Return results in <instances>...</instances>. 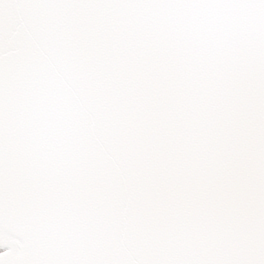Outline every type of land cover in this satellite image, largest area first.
I'll list each match as a JSON object with an SVG mask.
<instances>
[{
	"label": "snow or ice",
	"instance_id": "obj_1",
	"mask_svg": "<svg viewBox=\"0 0 264 264\" xmlns=\"http://www.w3.org/2000/svg\"><path fill=\"white\" fill-rule=\"evenodd\" d=\"M0 264H264V0H0Z\"/></svg>",
	"mask_w": 264,
	"mask_h": 264
}]
</instances>
